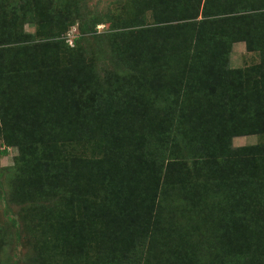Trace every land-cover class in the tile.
I'll return each mask as SVG.
<instances>
[{
	"label": "rangeland",
	"instance_id": "obj_1",
	"mask_svg": "<svg viewBox=\"0 0 264 264\" xmlns=\"http://www.w3.org/2000/svg\"><path fill=\"white\" fill-rule=\"evenodd\" d=\"M209 19L206 35L226 47L227 73L221 75L225 87L235 86L243 95L253 92L252 84L255 86L260 75L256 69L261 59L259 48L264 47V0H0V264H110L104 260L107 255L113 264H207L213 243L219 253L236 252L241 264H264V211L257 205L251 209L244 231H214L218 226L217 206L203 201L202 191L199 197L183 200L180 189L172 191L168 185L159 184L157 190L164 191V203L160 209L155 208L156 219L161 228L171 231L166 238L161 233L152 234V219H137L135 211L117 201L101 181L85 178L86 171H96L100 163L110 159L104 151L109 144L99 145L102 140L95 134L89 138L84 127L88 121L97 118L119 125L126 115L129 123L138 119L148 128L151 117L162 114L159 101L171 90L159 68L149 71L150 67H143V72L153 75L149 78L150 93L157 101L129 106L143 110L148 114L145 117L138 111L120 116L114 104L109 109L98 98L105 89L106 71L112 87L124 79L131 83L137 75L138 65L134 64L141 62L155 31L162 35L155 34L161 37L151 45L156 51L152 54L154 61L167 54L165 59L181 65L183 48L188 45L191 49L190 42L198 34L204 35L202 22ZM24 51L31 57L28 67L34 76H25L16 67L18 55ZM173 73L177 79L180 71ZM184 76L192 82L198 78V74ZM38 86L45 98L53 94L58 101L54 113L52 103L45 99L41 104L44 97L36 92ZM22 102L34 109L23 108L26 126L21 128L25 132L21 142L34 145L20 154L8 134L13 130L9 127L11 119L18 127L15 120L19 112L15 117L8 114ZM46 112L50 117L41 137L42 115ZM60 120L76 131L84 127L68 148L70 156L80 162L73 165L65 157L62 162L69 168L71 180L60 179L66 187L60 180V187L53 193L37 195L33 186L38 189L43 165L32 158L37 149L48 144V134ZM258 144H264V134L230 139L232 148ZM166 162L164 159L162 175ZM183 173L187 177L181 176L183 183L192 184L189 189L195 180L190 172ZM77 180L83 182L78 203L70 198ZM126 189L128 186H118L116 198ZM31 193L33 197L27 196ZM66 203L72 210L65 209ZM191 227L198 230H187ZM14 233L19 236L17 242ZM212 237L216 239L213 243Z\"/></svg>",
	"mask_w": 264,
	"mask_h": 264
},
{
	"label": "trees",
	"instance_id": "obj_2",
	"mask_svg": "<svg viewBox=\"0 0 264 264\" xmlns=\"http://www.w3.org/2000/svg\"><path fill=\"white\" fill-rule=\"evenodd\" d=\"M202 24L205 26L202 33L204 35L198 34L194 42H190L191 49L187 48L188 45L183 48L181 65L165 59L167 56L165 53L159 60L154 61L152 54L156 51L152 50L151 45L162 35L155 31L141 62L134 64L138 65L135 68L137 75L133 76L131 83L124 79L116 87H112L108 82L109 73L106 71L105 89L98 97L101 104L109 109L114 104L120 116L122 113L138 111L142 117L148 114L130 107L149 105L157 101V98L150 93L152 83L149 78H153V75L143 72V67H150L149 71L159 68L163 72L162 77L166 78L171 90L159 101L162 114L152 116L148 128L138 119L129 123L128 116L124 114H122L124 123L119 125L118 122L94 118L88 121L89 125L84 126L86 132H89V138L95 134L102 140L99 145L109 144L104 151L110 155V159L100 163L96 171H86L85 178L101 181L110 188L111 195L117 201L130 206V210L135 211L134 216L137 219L145 218L147 221L152 219V234L161 233L166 238L171 231L167 227L161 228L159 220L156 219L155 208L160 209L161 204L164 203V191L157 190L159 184L168 185L172 191L180 189L183 200L189 196L199 197L202 191V200L210 201L217 206V210L214 208V211H217L218 226L214 231H226L229 234L236 233L237 229L244 231L247 221L249 222L247 217L251 209L257 205L264 211V144L241 148L230 146L232 137L264 134V47L259 48L262 51L261 59L256 68L260 71L259 81L255 86L252 84L253 92L245 91L244 95L240 94L235 86L225 87L224 78L221 76L227 73L224 69L225 44L206 35L205 31L210 28V19ZM43 34L44 32H41L40 35ZM155 34L161 35L156 38ZM30 63L31 57L26 51L19 54L16 63L18 72L25 76H34L31 68L28 67ZM132 70L131 66L129 72ZM174 70L180 71L177 79L173 77ZM62 74L67 75L63 68ZM145 74L150 76L143 77ZM184 74H198V78L192 82ZM66 75L64 80L69 83ZM18 87L19 84H16L15 89ZM43 91L41 88L36 91L40 98L44 97ZM22 97L25 98L24 95ZM45 99L47 103H52L53 112L54 103L58 101L53 98V94H49L43 98L44 102L41 101L42 105L45 104ZM23 108L31 112L34 109L22 102L12 107L8 114L11 113L15 117V112H19V119L15 120L18 127H15L11 119L9 127L13 130L8 134L12 135V143L20 154H23V151L25 153L28 146L32 148L34 145L21 142V135L25 133L21 128L26 126ZM94 111L93 116H96L97 111L95 109ZM49 117L47 112L42 115L41 133ZM136 120L139 121L138 124ZM66 125L64 120L57 121L54 131L48 134L46 141L48 144L37 149V154L33 155L32 160L43 165L38 189L36 184L33 186L37 195L53 193L57 187H60V177L71 180L70 175L67 174L70 173L69 168L62 162L65 157L71 159L73 165L80 162L76 157L70 156L72 151L68 153L70 150L68 148L80 136L77 131L83 130L84 127L77 128L76 131ZM137 131L139 135H136ZM43 136L42 133L41 137ZM41 150L39 157L38 153ZM2 154L5 152L3 151ZM164 159H167V162L162 175ZM185 163L191 166L188 167ZM183 170L190 172L195 180L194 185L189 189L188 186L192 184L183 183L181 176L187 178ZM177 173L178 176L174 178ZM187 176L189 177V173ZM62 183L66 187L61 180L63 186ZM82 183V180H77L76 185L73 186L75 191L71 192V202H80L78 194ZM120 185L124 188L128 186V189L124 190L121 197L116 198L117 187ZM27 196L33 197L34 194ZM65 209L72 210V205L67 206L66 203ZM11 224L14 225V221ZM144 225L148 226V223L145 222ZM197 230L198 228H195L191 231ZM14 236L17 242L19 236L17 233H14ZM136 240L144 242L142 238ZM212 240V243L216 241L214 237ZM130 245L133 246L131 240ZM213 246L214 248H209L207 264H241L236 252L229 250L226 253L222 251L219 253L218 245L213 243ZM106 257L107 259L104 260L113 264L111 261L113 259L109 255ZM94 264L104 263L94 262Z\"/></svg>",
	"mask_w": 264,
	"mask_h": 264
},
{
	"label": "built area",
	"instance_id": "obj_3",
	"mask_svg": "<svg viewBox=\"0 0 264 264\" xmlns=\"http://www.w3.org/2000/svg\"><path fill=\"white\" fill-rule=\"evenodd\" d=\"M68 44H71V40H68Z\"/></svg>",
	"mask_w": 264,
	"mask_h": 264
}]
</instances>
